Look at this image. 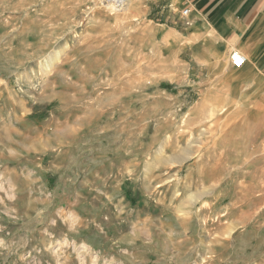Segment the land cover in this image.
Wrapping results in <instances>:
<instances>
[{
    "label": "rangeland",
    "instance_id": "374dc122",
    "mask_svg": "<svg viewBox=\"0 0 264 264\" xmlns=\"http://www.w3.org/2000/svg\"><path fill=\"white\" fill-rule=\"evenodd\" d=\"M167 1L0 0V264H264V87Z\"/></svg>",
    "mask_w": 264,
    "mask_h": 264
},
{
    "label": "crops",
    "instance_id": "0c3cea01",
    "mask_svg": "<svg viewBox=\"0 0 264 264\" xmlns=\"http://www.w3.org/2000/svg\"><path fill=\"white\" fill-rule=\"evenodd\" d=\"M167 3L179 8L186 6L192 27L211 28L217 52L238 49L246 56L247 62L239 71L224 72L225 81L240 82V88L225 87L224 98L227 103L232 102L233 95H239L240 101H253L256 92L264 87V0H169Z\"/></svg>",
    "mask_w": 264,
    "mask_h": 264
},
{
    "label": "built area",
    "instance_id": "2783aa9c",
    "mask_svg": "<svg viewBox=\"0 0 264 264\" xmlns=\"http://www.w3.org/2000/svg\"><path fill=\"white\" fill-rule=\"evenodd\" d=\"M104 2H105L106 4L111 5V6L115 4V7L119 8V7L117 6L118 4H116V2H115L114 0H104ZM183 13H184V15H188V13H189V9H185V10L183 11ZM230 59H231V64H232V66H233L234 68H237V69H240V68L244 67L245 64H246V62H247V58H246V56H245L242 52H240V51H238V50H233V51L231 52V54H230Z\"/></svg>",
    "mask_w": 264,
    "mask_h": 264
},
{
    "label": "bare ground",
    "instance_id": "6f19581e",
    "mask_svg": "<svg viewBox=\"0 0 264 264\" xmlns=\"http://www.w3.org/2000/svg\"><path fill=\"white\" fill-rule=\"evenodd\" d=\"M114 1L116 2V4H118L117 6H118L119 8H122V7H124V4H125V2H126L127 0H114ZM132 1H133V0H128V3H129V2H132ZM128 3H127V4H128ZM110 6H111V5H110ZM109 8L112 9V10H110V14H114V11H113V10H118V9H119V8L115 7V4L112 5V6L109 7ZM58 54H59V51H58V52L55 51V53H53L52 55L55 56V55H58ZM52 55H51V56H52ZM51 56H50V57H51ZM54 56H53V58H54ZM53 58H52V59H53ZM50 61H52V60H51V59H50V60H47V61H45V63L42 62V63H43V64H42V67H43L45 70H46V69L48 70V68H50V66H51L50 63H49ZM242 68H243V67H242ZM236 69H237V68H236ZM163 147H164V146L161 145V146L158 148V151H159L158 153H160L161 151H164V150H162ZM208 193H209V192H208ZM185 214H186V213H185Z\"/></svg>",
    "mask_w": 264,
    "mask_h": 264
}]
</instances>
